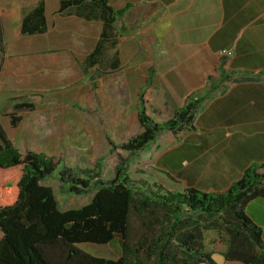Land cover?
Returning <instances> with one entry per match:
<instances>
[{
  "label": "crops",
  "instance_id": "1",
  "mask_svg": "<svg viewBox=\"0 0 264 264\" xmlns=\"http://www.w3.org/2000/svg\"><path fill=\"white\" fill-rule=\"evenodd\" d=\"M105 1L112 10L128 7L104 21L85 15L87 9L60 11V0H43L42 31H22L25 13L39 0L13 1L4 20L0 15L4 36L13 37L4 64L15 77L10 90L47 92L49 84L72 83L93 65L99 89L106 76L109 87L130 94L125 105L132 109L117 113L116 123L138 121L143 87L156 115L182 106L191 93L203 96L191 127L160 130L131 156L142 164L132 177L170 189L224 190L245 167L264 162V0ZM39 25L36 17L25 20L26 28ZM109 48L104 68L99 61ZM245 210L264 235V197L252 198ZM226 247L204 246L214 264H248L226 258Z\"/></svg>",
  "mask_w": 264,
  "mask_h": 264
},
{
  "label": "trees",
  "instance_id": "2",
  "mask_svg": "<svg viewBox=\"0 0 264 264\" xmlns=\"http://www.w3.org/2000/svg\"><path fill=\"white\" fill-rule=\"evenodd\" d=\"M83 1L60 0L59 10L74 6L78 14L87 9L84 14L88 17L96 15L107 21L128 7L112 10L105 0H87L89 7H85ZM43 11V0H39L25 13L22 31L44 30ZM29 16L36 17L40 25L26 28ZM94 54L95 50L90 61ZM147 93L148 87L139 93L141 128L118 142L107 134L109 149L118 159L110 178L101 174L98 161L96 169L76 166L72 173L61 154L28 145L20 149L0 124V264H214L204 248L205 228L227 234L226 258L264 264L262 228L245 210L252 198L264 197V162L245 167L224 190L170 189L130 175L127 162L131 156L160 130L191 127L203 97L191 93L182 106L156 115ZM32 105L26 100L14 103L16 107ZM59 165L63 168L58 171ZM53 175L73 193L86 192L94 185L91 198L79 206L61 208L53 187L44 182ZM183 209L192 214L181 215ZM113 239L119 242L116 257L79 246L80 242L108 243Z\"/></svg>",
  "mask_w": 264,
  "mask_h": 264
},
{
  "label": "rangeland",
  "instance_id": "3",
  "mask_svg": "<svg viewBox=\"0 0 264 264\" xmlns=\"http://www.w3.org/2000/svg\"><path fill=\"white\" fill-rule=\"evenodd\" d=\"M13 1L15 0H0L2 20L14 7ZM8 35L10 36H4L2 28V37H0V124L7 136L20 149L28 145L38 150L61 154L64 158L63 163L72 167V173L76 172V166L96 169V161H98L101 174L105 178L112 177L118 159L116 153L109 149L107 134L118 142L141 128L136 119L129 118L126 122H113L117 113L128 114L132 109L125 105L130 95L129 92L124 88L109 87L106 76L103 77L105 87L102 90L99 89L100 79H95L96 71L91 65L85 67L84 76L72 83H51L49 84L51 88L47 92L33 86L24 92L14 93L10 90L14 85V74L4 71L5 51L9 40L13 38L12 33ZM110 56L109 48L102 62L99 61V65H103L104 68L109 66ZM24 71H26L25 67ZM18 78L21 76L17 74ZM22 100L30 101L33 105L31 107L14 106L15 102ZM127 163L132 175L136 168L142 166L141 163L140 165L134 164L132 157ZM62 168V165H59L57 170ZM67 178L65 177L63 181ZM133 178L138 180L142 177ZM44 182L53 187L61 208L76 207L87 202L95 189V186L91 185L86 192L73 193L62 186V181L55 175L46 178ZM180 213L181 215L192 214L188 209H183ZM203 243L204 246H218L227 243V234L223 230L205 228ZM79 246L98 255L116 257L120 252L117 239L108 243L80 242Z\"/></svg>",
  "mask_w": 264,
  "mask_h": 264
},
{
  "label": "built area",
  "instance_id": "4",
  "mask_svg": "<svg viewBox=\"0 0 264 264\" xmlns=\"http://www.w3.org/2000/svg\"><path fill=\"white\" fill-rule=\"evenodd\" d=\"M223 52H224V53H228L229 50H228V49H224Z\"/></svg>",
  "mask_w": 264,
  "mask_h": 264
}]
</instances>
